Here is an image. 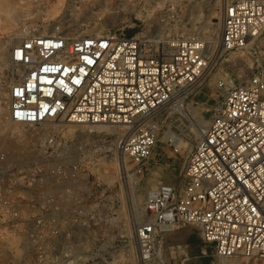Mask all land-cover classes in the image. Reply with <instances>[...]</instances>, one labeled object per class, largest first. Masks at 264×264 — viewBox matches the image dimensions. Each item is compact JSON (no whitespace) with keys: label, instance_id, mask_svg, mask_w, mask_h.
I'll list each match as a JSON object with an SVG mask.
<instances>
[{"label":"built area","instance_id":"obj_1","mask_svg":"<svg viewBox=\"0 0 264 264\" xmlns=\"http://www.w3.org/2000/svg\"><path fill=\"white\" fill-rule=\"evenodd\" d=\"M11 7L0 0V12ZM93 10L123 15L120 31L75 36L65 18L47 34L25 28L11 39L12 69L0 86V243H16L12 250L35 264L107 246L100 229L114 216L112 148L123 182L127 160L144 172L164 130L178 136L177 109L213 71L216 49L242 52L264 34V0L227 3L212 48L199 35L172 32L182 15L175 0H99ZM217 88L218 103L184 160L183 185L160 184L146 196V220L136 228L141 264H172L160 255L164 236L185 226L222 264H264V71ZM70 125L124 135L93 151L63 135Z\"/></svg>","mask_w":264,"mask_h":264},{"label":"rangeland","instance_id":"obj_2","mask_svg":"<svg viewBox=\"0 0 264 264\" xmlns=\"http://www.w3.org/2000/svg\"><path fill=\"white\" fill-rule=\"evenodd\" d=\"M98 1L12 0L10 10L0 12V86L5 84L12 69L11 39L25 28H30V31L36 34H44L55 29L61 18H65V21L72 20L70 24L74 27L71 26L70 29L75 36L120 31L122 26L116 24L123 20V15L111 17V14L107 12L93 10ZM175 1L181 7L182 15L178 27L172 32L184 36L199 35L209 42L212 48L217 45L220 35L222 9L227 3L236 0ZM90 9L95 13V16H90L91 18L85 16L88 11H91ZM74 12L77 16H70ZM130 15L134 16L131 13ZM162 29L155 28L154 32ZM126 32L133 33V29L127 28ZM258 70L264 71V34L242 52H224L222 49H216L213 71L201 81L192 94L183 99L177 109L179 114L174 117L173 125L178 136L173 138L167 129L164 130L155 156L144 172L139 173V167L127 160V168L124 170L126 182H123V170L115 148H112L111 161L107 162V165L109 164L113 174L114 216L107 230L100 229L101 234H106L108 237L107 246L101 249L103 242H97L98 247L90 246L86 251L66 254L68 257L63 258V261H61V253L53 254L52 257L56 258L55 262H51V257L48 262L42 264H141L138 257L136 228L146 220L144 206L148 192L160 184L183 185L182 166L198 138L196 131L198 132L200 128L208 124L219 100L217 82L232 78L236 84H240ZM0 96H4V91L0 90ZM101 127L106 129L101 130ZM15 130L20 131L22 128L15 127ZM62 133L70 138L73 145H86L88 150L93 151L98 150L99 144L103 141L111 142L114 146L124 135L118 128L112 126L70 125L66 126ZM170 138L172 142L168 141ZM175 148L179 149V153H175ZM66 226L70 232L73 230L70 222H67ZM14 247L16 243H0V264H35V258L31 254L12 250ZM213 252L211 246L201 241L194 227L185 226L164 236L160 255L164 261L172 264L179 263L187 256L190 259L189 263L194 262L193 264L201 261V259L196 260L199 256H204L210 264H222L220 260L213 258Z\"/></svg>","mask_w":264,"mask_h":264},{"label":"bare ground","instance_id":"obj_3","mask_svg":"<svg viewBox=\"0 0 264 264\" xmlns=\"http://www.w3.org/2000/svg\"><path fill=\"white\" fill-rule=\"evenodd\" d=\"M78 10H80V9H78ZM90 10H91V9H90ZM76 14H77V13H76ZM76 14H75V12H74V14H70V16H75ZM91 15H94V16H95V13H94L93 11H88V12L86 13L85 16H87V17L89 16V18H91V17H90ZM76 16H77V15H76ZM76 18H77V17H76ZM85 18H86V17H85ZM89 18H88V19H89ZM92 18H93V17H92ZM75 20H76V19H75ZM70 21H72V20H70ZM73 21H74V19H73ZM214 23H215V22H214ZM217 24H218V23H217ZM47 27L49 28V26H47ZM47 27H46V29H47ZM72 27H74V26H72ZM213 32L215 33V31H213ZM44 34H47V33H44ZM215 35L217 36V34H215ZM10 61H11V58H10ZM100 129H101V130H105L106 127H101ZM199 132H200V130H199ZM117 176H118V178L120 177L119 174H118Z\"/></svg>","mask_w":264,"mask_h":264},{"label":"crops","instance_id":"obj_4","mask_svg":"<svg viewBox=\"0 0 264 264\" xmlns=\"http://www.w3.org/2000/svg\"><path fill=\"white\" fill-rule=\"evenodd\" d=\"M198 259H201V261H197V263L196 264H210V261L209 260H207V259H205L204 258V256H199V257H197L196 258V260H198ZM194 262H192V263H189V264H193Z\"/></svg>","mask_w":264,"mask_h":264}]
</instances>
